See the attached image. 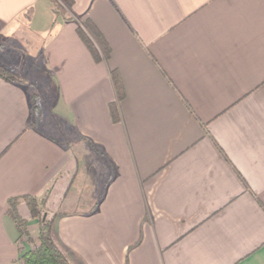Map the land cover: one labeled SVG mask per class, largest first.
Masks as SVG:
<instances>
[{
  "label": "crops",
  "instance_id": "obj_1",
  "mask_svg": "<svg viewBox=\"0 0 264 264\" xmlns=\"http://www.w3.org/2000/svg\"><path fill=\"white\" fill-rule=\"evenodd\" d=\"M68 10L67 20L48 0H0V64L22 74L8 52L39 48L54 91L50 115L35 118L26 85L0 78V264L29 248L7 199L69 196L70 143L106 163L94 207L55 217L72 264H264V0H72ZM85 19L108 58L95 61L77 34Z\"/></svg>",
  "mask_w": 264,
  "mask_h": 264
},
{
  "label": "trees",
  "instance_id": "obj_2",
  "mask_svg": "<svg viewBox=\"0 0 264 264\" xmlns=\"http://www.w3.org/2000/svg\"><path fill=\"white\" fill-rule=\"evenodd\" d=\"M52 11L55 15H62L65 19H71V16H65L62 12H58L53 5H59V0H48ZM68 7L72 0H63ZM83 27H86L87 30ZM76 31L85 46L89 49L93 59L99 61L109 57L111 48L96 27L90 20L85 19L82 24H77ZM113 85L115 87L116 99L109 103V111L113 121L119 120L117 101L123 98L124 91L120 76L116 70L111 71ZM0 78L14 83H21L22 77L12 69H9L0 64ZM24 203L28 209L29 216L36 222L35 238L31 236L28 219L23 217L18 209L19 203ZM7 212L12 218L15 227L18 231V241L26 236L25 240L31 241L32 246L26 250H21L18 259L23 264H72L64 251L55 243L52 237V228L55 217L59 212L51 211L49 208V195L35 194H19L11 196L7 199Z\"/></svg>",
  "mask_w": 264,
  "mask_h": 264
},
{
  "label": "rangeland",
  "instance_id": "obj_3",
  "mask_svg": "<svg viewBox=\"0 0 264 264\" xmlns=\"http://www.w3.org/2000/svg\"><path fill=\"white\" fill-rule=\"evenodd\" d=\"M58 2L59 5L56 6L53 5L54 8L58 12L59 11L62 12L63 15L69 16L70 12L68 10L69 8L68 5L63 0H59ZM83 28L87 30L86 27ZM35 40H37L35 37H33L30 34L28 35L29 43L30 42L33 43ZM38 49L39 48H36L35 49L36 51L35 50L32 51L30 47L29 49L27 48L28 55H26V57H24L26 52H24L23 50H16L14 54L6 51L8 52V54H10L9 57L10 60H8L7 62L10 63L12 61H16L18 67L23 69L22 74L19 73L18 74L23 79L21 83L26 85V88L29 92V99L31 105H33L32 110H33V116L35 118L39 116L41 112L44 115L45 114L50 115L51 110L50 107L46 104V100H47L46 98L52 97L54 95V91L51 86L49 91L43 89L44 83L42 81V78L46 79L44 76L47 77V75L49 74L46 73L41 67V64L39 62V60H41L40 58L41 52ZM34 105L38 106V108H36ZM63 130L64 129H61L60 131L59 128H56V130L53 129L52 131H54L56 136L61 137L62 135L66 139L67 134ZM80 144L81 145H79L78 143H70L71 147L76 153L77 161L74 162V167L72 168V171L69 174H66L65 177L66 183L68 182L69 178L72 176L75 169H76L75 171L78 173L76 178L73 180V183L72 184H70L71 182L69 183L71 189L69 196H67L66 193L65 196L59 198L56 196L55 192L53 193L50 192V195H52L51 198L52 201H50L49 203V208L51 209V211H55L59 213H70V212H78V211L86 212L94 207L98 197L102 192L104 181L106 180V175L104 173V170L106 168V163L98 153H95L93 150L91 151L88 150L89 148H85L86 145L84 143H80ZM66 183H64V185H66ZM32 231L35 232L32 233ZM30 232L31 234H33L31 236L35 238L36 228L35 229L31 228ZM25 238L26 236H23L18 241L20 248H23V245L28 247H31L33 245L31 241L26 242Z\"/></svg>",
  "mask_w": 264,
  "mask_h": 264
},
{
  "label": "built area",
  "instance_id": "obj_4",
  "mask_svg": "<svg viewBox=\"0 0 264 264\" xmlns=\"http://www.w3.org/2000/svg\"><path fill=\"white\" fill-rule=\"evenodd\" d=\"M17 264H23V262L20 259H18Z\"/></svg>",
  "mask_w": 264,
  "mask_h": 264
}]
</instances>
